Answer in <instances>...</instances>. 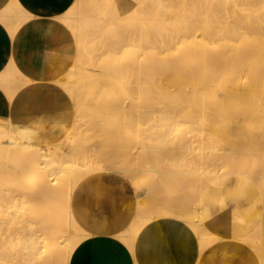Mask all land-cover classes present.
I'll list each match as a JSON object with an SVG mask.
<instances>
[{"label":"bare ground","instance_id":"6f19581e","mask_svg":"<svg viewBox=\"0 0 264 264\" xmlns=\"http://www.w3.org/2000/svg\"><path fill=\"white\" fill-rule=\"evenodd\" d=\"M18 1L15 0V2H13L11 5L8 4V6L0 13V20L3 21L2 22L3 24L5 23V25H7V27L11 30L13 35L16 33L17 29L20 26H22L24 23H26L27 21L37 16L33 13L28 12L26 10L28 8L26 9L23 8L22 5H20ZM55 1L58 2V0H55ZM119 1L120 2L117 3L114 11H107L105 2H103V0H94V2L92 1L93 2L92 4H89L87 0H75L73 4L71 3L72 6H69V8L66 11H64L62 14L60 13V15H55V16L53 15L52 17L47 19L48 21L47 34H48L49 48L57 50L59 52H63L62 54H65L68 57L70 56L75 57V61H74L75 65L73 66L79 69L77 70L76 68H73L74 70L75 69L76 70L75 71L73 70L74 72H72L71 71L72 68H71V70L68 73L67 79L64 77L63 78L55 77L52 80H53V83L57 84L55 85V87L58 90L62 88H65L66 90H68L73 100H75L73 101V103L76 102V106L78 105L79 107V105H82L84 108V105H86L87 108L85 107L83 109V113H85L84 111L88 110L89 108V106L87 105H90L92 103L91 98L95 99V97L93 96H96V98L101 95L104 96L103 93L105 92L106 97H107L109 92L106 93V90L108 88L107 89L105 88L107 85L106 83V85L104 86L105 82L106 81L110 82L111 80L115 81L116 79H113L112 77L114 76L116 77V75L118 76L123 75V73L120 72L122 71L121 66H118L119 64L116 65L117 60L119 61L121 60V63H122L123 61L122 59L129 60V58L127 57L130 56L131 62L133 64H135L134 62H136L138 63L137 65L141 67H138V66L136 67V71H138L137 73L136 72L134 73V71H131L134 74H131L130 71H127L126 73L127 75H129V77H127L125 73L126 70L125 71L123 70V72L126 75V78H130V77L131 78L127 83L123 85L120 81H117V83L119 82V85L121 83L119 87L120 90H118L117 88H114L118 90L115 93L113 92V89H112L113 87L110 89L112 90V93L110 92L111 94H109L108 95L109 97H107L108 98L107 105L109 108L112 105H115L116 107H118L120 115L123 116L122 119L119 116L122 123L123 122L125 123V121L128 120L129 122H132V124L134 123L133 125L136 126V128L138 125H140L143 122H145L144 124H147L148 126V123H149L148 121H152V123L154 122L153 125H155V123L157 122V125L159 124L160 126H163V130H164V127H166V129L168 126L170 127V128L168 127L169 128L168 132L171 129L172 133L174 134V138L172 137V134L171 136L169 135L171 139H169L170 137L169 138L163 137L164 138L163 144L161 143L162 140L160 138H157V137H160V134L158 136L157 134H155L156 132H154L158 130L157 125H155L156 127L152 129V132L154 133L153 136L151 135L153 134L152 132L147 133L148 131H151L149 130L150 128H147L148 129L147 131V129L143 127L144 130L146 129V133H144L143 131L139 132L140 134L141 132L144 133L143 135L144 139H146L147 137L148 142L151 141V139L153 141H157L154 144L149 142L148 145L152 144V146H148L146 144L148 147H153V149L156 146L155 148L156 151L154 150L156 153L153 152L154 153L153 154L151 151H150L151 153L149 152L153 156H150V154L147 152L150 158L149 162L153 163L152 161L155 162V160H158L161 157L162 161L159 159V161H156V163L158 162L160 163V161L161 162L165 161V163H163L164 165H162L164 168L161 167V164L157 165L156 167L153 166L154 164H152L150 165V170H149L150 177L146 174L147 172L146 173L144 172L146 176H148L147 179H146V176L142 172H139V171L138 173L135 171L136 174H133V177L130 178V179H133V183H135L136 185H139L140 188H138V190L136 188L137 193L132 202L130 220L128 221L129 223L124 225L119 230H115L114 228L112 229L110 224L104 225L101 227H96V228L91 227L90 228L89 226H87V222L85 218L83 217L81 210L76 208L77 198H76L75 192H76V189L81 185L83 179L88 178L90 175L95 174L96 172H97L95 176L96 181H98L100 185L102 186L104 184L101 179V175H100L101 167L92 168L88 164L89 167L83 165L85 166L84 168L81 165V163L87 160L85 158V155H90V152H91L90 156H93L95 155V150L100 151L99 149H97V147H101L100 144H102V147L104 148L106 145L108 146L110 143H114L115 145L118 141V140H114V138L116 139V136H118V134H116L117 131L116 133L113 132V134H111V132L114 131V129H112V125L116 121L114 120L111 121V122H114L112 125H111V122H108L110 123V126L109 124H106L107 122L105 121V120L109 121L114 118V117L110 118L109 114L111 113L108 114V117L110 119L105 116L106 119L104 117V122L101 121V119L103 118L102 115L103 113H105L103 111V108L107 105L105 104L104 106H102L103 104H101V107L103 108L100 107L101 110H99L98 116L102 117V118L99 117V120H100L99 123L106 122L105 124L107 125V127L108 126L110 127L109 130L111 129L110 130L111 135L108 134V131H109L108 128H107L108 131L106 130V132L103 134L102 129L105 130L106 125L104 124L105 125L104 126L102 124L103 126L100 127L101 123L100 124L97 123L95 126L98 127L99 125L98 130H101L102 132L100 131L98 133L96 132L97 134L94 132L93 134V132H90L91 131L90 130L87 133V135H86L87 131L85 133L84 132L81 133L79 131L81 129V124L83 122L80 121L81 119H75V122H77L76 120H78L82 123L78 122L76 125V123L73 122V125L75 123L74 127L72 128L73 130L71 129L72 130L71 132L68 131L71 135L76 134L73 139H69L70 135L67 136V139L71 142L69 146L70 149L67 150L68 152L64 151L66 149L63 148L64 149L63 150L61 148L63 143L59 141V143L61 144L60 146L58 145L59 143L56 144L52 141V137H51L52 134L49 131L41 132V136L47 142V146H46L47 148L44 146L46 150L40 149V147L37 148V146L35 147L33 143L31 142V134L33 132L35 133V131L30 126L29 124L30 121L23 124V123H18L16 121L14 122L13 119L10 117H8L6 120H0V155H3L6 158V161L0 164V264H71L73 253L75 249L80 245V243L84 242L85 239L87 240V238L91 237L93 234H95L96 232H100V231L105 232V233L112 231L113 235L120 236L125 241L126 245H128V248L133 249L135 245L136 237L138 233L140 232V230L153 219L157 217H164V216L174 217V218L175 217L186 218L189 224L191 225V227H193L198 232L199 238L203 242H206V241L212 242L215 240V238L210 234V232L207 229L204 228L201 222V219H200L202 212H203L202 204H203V199L205 196L204 195L205 189L210 183H212L213 181L217 180L220 177L236 175V176L244 177V178H247L253 181V183L257 185L262 195L264 196V167L260 168L261 171L258 170L259 165L261 163H264V118L262 117V115H259V116L257 115L255 118V122L251 125L252 134H251L250 144L251 145L255 144V145L244 148L240 146V141H239L240 139L237 137H234L232 142L236 143L239 146V148L232 149V150L224 149L223 145L226 142H231L229 141L231 138H230V135H228L224 125L220 122L218 113L216 109L212 106L213 104L212 105L209 104L211 99L216 94V90L219 89L218 91H220L221 88L218 87L217 81H216L217 84H215V82L208 83L212 79L217 78V74L218 75L221 74L220 73L221 71L219 69L222 65H224V62L232 61L229 63V65L230 64L235 65L234 67L235 69L229 66L231 68L230 69V68H227L226 66L225 71H224L226 76L223 73L221 74L222 75L221 79H219L220 81H222V79H225L226 81L228 80L227 82L223 80L224 82H226L225 86H222L220 84L219 85L220 87H222V89H225L226 91L225 97L231 102L230 106H231L232 111H234V113L240 117V115L245 113L247 110H251V109L259 110L261 108V103L259 99L247 94L244 91L239 93L238 90H236V88L238 87H242L244 89L251 88L252 91H255V93H257L262 99H264V62H263L264 58L261 60V63H262L260 64L261 66L254 65L253 61L250 58V57L253 58V55H254L253 53L257 49L259 50L260 47H261L260 52L264 50V20L255 19V20H249L248 22H244L245 19H250L251 17H253V15H255L257 11H249L245 13L238 12V11H212L211 5H206L204 9L199 12L189 11L188 13H185V15H182L183 18L180 20H173V18L167 19L161 16L158 11H153V9L146 2V0H142L136 7H134L130 11H121V8L124 6H127V7L133 6L134 3L132 1H129V0L128 1L119 0ZM57 5L58 6L60 5V1ZM38 8L40 9V7ZM75 9L81 10V11H77L78 12L77 14L74 11ZM195 13H197L196 17L192 19L190 18L188 19V17H190L191 15H194ZM101 45L103 46L105 45L106 49L108 48L107 51L105 50L106 52H103L104 50L99 51V48H102V49L104 48ZM111 48L113 50H111ZM129 49L130 50L134 49L133 50L134 52L130 51ZM97 51H99L100 53L99 52L97 53ZM129 51L131 53H129ZM98 54H99V57H97ZM83 55L88 56V57L87 56L85 57H87L90 60V63L94 62L96 57H97L96 60H99V61L100 59H103L102 61H100L102 63L95 61L99 64H102L101 67L98 65H94L95 62L92 63L93 65L91 66L89 61L85 60L84 64L87 61L89 66L88 64H86L85 66H82V69L80 70L81 64L84 60V59L81 60V58H83ZM261 55L262 53L260 54V56L258 54L259 60L261 58ZM149 56H151V58L153 57L155 60L154 59L152 60H154L156 63L167 62L166 66H167V69L169 70H171V68H169L170 65H173L172 70L174 71L175 70L177 71L179 66L181 67H179L178 71H182L183 67H185V70L183 71H185V73L187 74L190 71V70L188 71V67H192L193 69L195 66L196 69L198 68V70L200 69L199 71L202 70V72H204L203 74L204 77L208 76L207 80L208 79L210 80L208 81L206 80L207 83L204 84L203 82H205V80L201 81V78L198 77L199 75L196 72L197 76L195 75L193 76L197 77L198 83L194 82L197 85L193 84L194 88L192 86L193 88L192 90L194 92H190V91L188 92V90L191 89L190 88L191 85L188 86L187 84L186 86H182L183 89L185 88L184 91H186L183 94H179V92L177 93L178 91L177 90L175 91L176 94L172 92L173 94L167 95L168 91H165L163 87L161 86L162 89L164 90V93L167 92L165 94L163 93L164 96L163 95L160 96L163 90L160 91L161 93L159 92L160 94H158V92L156 93V91L159 89L157 88V86L159 85H152V87L153 86L155 87V88L153 87V89H156V88L157 89L156 91L154 90L155 92L153 91L154 93L152 92L151 93L152 95L156 93L158 97H156L157 95H155V97L153 96L154 98H152L151 101L146 102L144 100L145 101L144 102L138 96L141 94L140 96L142 97V92L140 93V91L142 90V88H144L143 84L147 80L145 79L144 80L145 82L143 81L142 75H145V72L141 73L142 67L144 66V63L142 66V62L146 59L145 62H147V67H148V63L153 62V61H150V62L147 61V58ZM227 57L229 58V60H227ZM262 57H264V54L262 55ZM113 58H115L116 61ZM111 59H113L114 62ZM108 60L109 62H107ZM171 60H177V61L180 60L179 62L181 64L179 62L175 64L174 62H172V64L171 63L168 64V61L171 62ZM78 61H82V62L79 64ZM103 61H105L104 63L105 65L103 64ZM111 61L112 63H110ZM129 61L125 62V64L123 63V66L128 63L126 67L127 69L129 68L131 70L136 64L133 65V67H131L132 64L129 63ZM183 61L184 63L186 61L188 64L190 63L191 65L193 63H196V64L200 63L201 66L205 65L204 63H207L206 67L212 72V76L211 77H209V75L206 76L205 70H207V68L203 70L205 66H203L202 67L203 69H202L200 68L201 66L199 65L193 64V66H190L188 64H182ZM208 62H211V64H209V67H208ZM106 63H110V64L108 65ZM158 64L155 65V66H158V68L156 67L157 70L160 67V65ZM79 65H80V68H78ZM95 66H98L97 68L99 69H101L103 66H104V69L106 68V66L109 67V68L107 67L109 73L107 71V68L105 69L106 73H108V77H106V74L104 75L105 70H103L104 73L102 72L103 75L101 76H100V73H98V75L101 77L100 79L105 78V81L103 80V83H104L103 85L99 84V82L101 83L99 76H97L98 79L96 78L97 82H95V84L93 83L95 79L91 81V78L95 76V74L99 71L97 68H95ZM147 67L145 68L143 67V69L146 72H148L147 70H149L150 66L148 68ZM223 67H221L222 68L221 70H223ZM137 68H139V70H137ZM152 68L155 69L154 67ZM232 68L236 70L234 72L237 73V78L234 75V72L232 74V70H233ZM226 69H229L231 72ZM4 71L8 73V76L5 78H2V76H0V85L5 89L10 105L12 106V104L14 105V103L18 102L21 105L24 104V107H28L31 101L35 103L36 94L39 92V90H37L38 88L37 83L35 84L31 78H29L27 75H25L21 71L17 63L14 61V59L10 60L9 64H7V67H5ZM154 71L155 70H153V72ZM163 71L166 73H170V72H167V70L165 71V69ZM195 71L192 72V74L195 73ZM113 72H116V73L119 72V74H116V75L113 74V76H111ZM70 73H71V76H70ZM207 73L211 74L210 72H207ZM231 74L232 76L233 75L234 76L230 77ZM163 75L164 73L161 72L157 75V77L158 76L162 77ZM227 76H229L232 79L235 77L234 78L235 80H233L232 83L230 82V84H227L229 83V81L232 80V79L230 80L229 77L228 79H226ZM195 77H193L194 79L189 77V79H192L193 81H195L196 79ZM151 78H153V76ZM154 79L155 78H153V80ZM117 80H119V78ZM89 81L93 84L91 87H90L91 83ZM114 81L113 82L111 81V83H113L111 85H114V84L116 85V82L114 83ZM184 81L186 82V79H184ZM188 81L189 80H187V83H189ZM199 81H201L203 84L200 83L201 84L200 85ZM147 82L146 84L147 86H149ZM85 83H86V86H85ZM176 83L177 82L175 83L172 82L171 84L173 85ZM96 84L98 85L99 88H102V89L105 88L106 90L104 89L100 92L99 91L100 89L96 87L97 86ZM94 85L96 88L94 87ZM99 85L104 86V88L100 87ZM166 85L168 86V83ZM214 85L216 87H214ZM87 86H89L91 89L98 88L97 92L95 93L92 92L94 90L89 89ZM195 86H197L198 89L195 88ZM182 87H179V88L182 89ZM86 88L89 91L91 90L90 91L91 93ZM175 88H176V85H175ZM175 88L173 87V89ZM230 88H234V89H230ZM149 89L153 90L152 88H149ZM173 89L171 91H174ZM197 90H198V93L196 92ZM258 90L260 91L257 92ZM144 92L146 91L144 90L143 93ZM147 93L149 94V90L145 94H143V96L145 95L146 97H148V95H146ZM192 94H198L199 96L201 95L198 98H201L202 100H200V102L201 101L202 102L199 103V107L197 108H196V105H194L196 101H194L193 104H190V100L192 101L195 98V97L193 98L191 97ZM149 95L151 96V94ZM188 96L191 97L190 100L188 99L190 98ZM146 97L144 99H147ZM101 99L103 98L99 97V100L97 99V102L95 101V104L100 103L98 101H100ZM92 101L94 102V100ZM196 103L198 104V102ZM90 106L92 107L93 105L91 104ZM96 106L99 107L100 104H97ZM115 106H113V108H116ZM59 107H60L59 109L60 111L66 112L67 114H69L70 112H73V109H72L73 107L69 103H64L62 106H59ZM163 108H166L167 110L166 114L169 112L167 114L168 117H162L164 114H162V116L160 115V112L162 113L164 111ZM108 109L106 110L107 113H108ZM110 109L112 110V108ZM115 110H113L112 112H117ZM169 110H173V112ZM80 111L81 109L79 110V112ZM89 111H91V109H89ZM89 111H86L85 115L82 114L83 117L84 116L86 117V119L85 117L83 118L84 126L82 125V129L86 128L87 127L86 125L90 124L89 120H91V122H95L93 120L94 119L97 120L98 118V117L96 118L97 115L94 117V114L96 112L93 109H92L93 112L92 111L90 112V113H94L93 115H89L90 113L89 114L87 113ZM170 112L172 114L171 116H170ZM101 113L102 115H100ZM75 114L76 113H74V115ZM77 115H75V117ZM113 115L115 114L112 113L111 116ZM181 115L182 116L185 115L186 117L185 116L183 117L188 118V119L186 120L184 118H183L184 120L181 119L180 118ZM117 116L118 114L116 113V117ZM134 116H137L136 120H137L138 125L135 124L136 120L133 122ZM91 117H94V118H91ZM138 117H141V118L138 120ZM195 118H197L196 123H199L197 124L198 125L197 128L199 129H196L197 125L196 126L194 125V127H192L193 124L191 125L190 121H188V120L193 121ZM85 120L88 123H85ZM128 121L125 123V125L124 124L123 125L121 124V125L124 127V129L125 127H128V130L126 131L129 132L130 131L129 129H131L130 126L132 124L130 123L129 125ZM183 121H184V124H186L187 122H189L190 124V125H185V126H188V127L190 126L192 129L194 128L193 130L189 129V134L193 133L192 135L196 136L198 134V131L201 130L202 136L204 134L203 139L206 141V143H204L205 141L203 142L205 147L201 148L198 151H197V147L194 148L195 144L193 145V147H190L194 141L193 139L191 140L192 136L191 137L189 136L188 138L189 142L184 137V136L187 137V135L189 134H187L188 132H186L188 130L184 129L187 127L183 126L184 125ZM32 122H36V121H32ZM119 122H118V125H119ZM180 124H183L182 125L183 128L180 126L182 129L180 127H176V128L174 127ZM78 125L80 126V129ZM133 125H132V128H135ZM199 125H201L200 126L201 128L199 127ZM149 127H151V125ZM92 128H95V127L93 126ZM139 128L140 126H138V129ZM159 129L162 132L161 128ZM183 129L185 131H183ZM195 130H198L197 134H195L196 132ZM73 131H74V134H72ZM77 132H79L78 133L79 138L83 135L81 139H83L85 135L87 136V138L85 136L86 140H84L85 138L83 139L85 142L78 138ZM184 132H186L187 135H184ZM89 133H91V136ZM100 133H102V135ZM131 133L133 134V132L130 131L129 135ZM121 134L123 135V131ZM132 134L131 136L133 137V135L135 134L133 135ZM137 134L138 133H136V135ZM163 134H164L163 136L167 135L165 133ZM92 135H97V137H94ZM141 135L138 136L140 140L143 139V138L141 139ZM181 135L183 138L186 139L188 144L186 143V141L185 142L183 141L182 142L183 144L181 143L182 141L181 139L183 138H178V137H181ZM200 135L201 134L199 133V136ZM102 136L104 137L107 136V138H103ZM127 136L125 138L126 140L129 139V137ZM148 136H150L151 139ZM90 137L92 138L90 139ZM123 137L119 136L118 139L119 140L121 138L123 139ZM135 137L137 136H134L132 139L134 141L131 142L132 146L134 145V147L135 145H137L136 140L138 139V138L136 139ZM76 138H78V140ZM98 138L99 139L101 138L100 139L101 141L102 139L103 140L105 139L104 141H102L104 143L106 140H108V142H106L105 145H103V143H99L97 147H94L91 145L92 148L94 147L93 149L94 154L92 155L93 152H92V148L90 147V145H88L89 146L88 148H91L89 149V151H88V148L86 147V145L89 144L87 142L93 139L92 140L93 144H97V141H95V139L98 140ZM64 139L66 140V138ZM109 139L114 140V141L109 143ZM125 139L121 141L124 142ZM165 139H167L168 142H170V140L173 139L174 143H176V141H178L179 139V142H177L178 144L176 143L177 146L179 145V143L182 144V147L184 146V144H186L187 146V145H190L191 143V145L188 146L187 149L184 148L186 151L185 150L181 151V149L183 148L179 147L180 145L178 146L179 148L178 147L175 148L172 141L168 145H165V143H168L167 140ZM197 139H202V138L201 137L194 138V140H197ZM202 141L203 140H201V142ZM145 142L148 143L146 140L143 143L139 141L140 143L139 145L141 146ZM171 143L172 145H170ZM67 144L68 142L65 145L68 146ZM118 144H120V142L117 143V146ZM159 144L160 145L162 144L163 146L165 145L167 146V148L172 146L171 151L174 148L175 150L176 149L180 150V151L177 150L178 155H176V151L174 152L176 155V159H177V156L180 159L181 156L185 157L186 155H188V159H187L188 160L187 164L189 163L188 168L184 167L183 165L186 163L185 162L186 157H187L186 156L185 159L181 158L182 161L181 160L179 161V159L177 160L175 159V161L178 162V164L181 163L183 165L184 168L183 167L182 168L184 170L179 169L180 166L176 169V167L173 166L176 164V162L172 160V158L174 159L175 157V156L173 157L174 155L173 151L170 154L169 153L170 148L167 149L166 147H164L166 148L165 151L167 152V153L165 152V154H167L168 157H166L165 155L164 156L166 158H169L171 155L172 157V158L170 157L171 158L170 161L172 160V162L170 163L172 164L171 165L172 167L168 166L169 163L166 165V161L168 160L165 159L164 156H163L164 160L162 159V156L160 157L158 156L161 154L163 155V153L161 152H162V149L164 150V148L162 149L160 148ZM83 145L85 146L86 152H85V149L83 150L84 148ZM120 145L122 146V143ZM139 145L137 146L139 147ZM110 146H112V144H110ZM121 146L120 147L118 146L119 148L118 155H116L118 153L117 152L118 148L116 146H115V148H117V150H115L116 154H113L115 153V151H113L114 150L113 146L112 147L108 146L109 150L110 148H113L111 149L113 151V152L111 151L112 153L108 150L106 151V153L107 152L111 153V156L109 155V153H107V155L106 153L104 154L105 150L100 151V153L103 152L102 156L104 154L106 161H108L109 157H110L109 159H113L112 157H115L116 160H119V162L117 161L115 162L117 164L119 163L123 165L127 162V165L126 166L124 165V166L129 168L131 165L133 166L135 163L134 164L131 163L132 161L131 159L126 158L125 155H120V153L123 151V152H131L130 154H132L133 151H136V150H134L135 148L133 150L131 149V151H129L128 148L120 150ZM132 146H130V148H132ZM147 146L144 145V148L146 147V149H149L147 148ZM142 147H139L137 149L141 150ZM122 148H125V147H122ZM100 149L103 150L102 148ZM153 149L151 150L153 151ZM79 150L82 152L79 153ZM49 151L50 152L52 151V153H54L53 154L54 156L52 155L53 157H49L50 160H48L49 158L47 159V156H48L47 152L49 153ZM97 151H96V154H100ZM144 151H142L141 153H143ZM179 152L181 153L183 152L182 153L183 155L180 153L181 154L180 156ZM134 153H135L134 155L132 154L133 157L137 155L136 152ZM193 153H194L195 159L198 158L196 159L198 164H194V163L193 164L198 165V166L197 167L195 166L194 169L193 167H191L190 169V166L193 165V164H190L193 162L191 161L193 160L192 159L193 157L191 156L193 155ZM79 154H80V157L83 155L80 159L77 158ZM155 154H158V155L154 156ZM90 156H88L89 159L91 158ZM100 156H97V158H99ZM146 156L147 155L145 154L144 155L145 159L148 157ZM122 157H125L126 159H129V161L130 160L131 161L129 162L128 160L127 161L125 160L126 162L120 163V161H122ZM151 157H153L154 159ZM140 158H142L141 155L139 156L138 159ZM11 159H13L14 162H10L9 160ZM80 160L81 161L83 160V161L79 163ZM88 160L86 162H88ZM99 160H102V158H100ZM147 160L148 158L146 159V161ZM207 160L208 161L211 160L210 163ZM111 161L113 162L115 160L113 159ZM111 161H108V162H111ZM146 161L143 160V162H146ZM86 162H83L82 164ZM94 162H96V160L93 161L92 164ZM138 162H139L138 164L140 165V162L142 161H138ZM109 164L111 165V163ZM146 164H143L142 166L145 167L147 166ZM187 164H185V166H187ZM135 165L137 166V164ZM135 165L132 168L136 170ZM262 165L264 164H261V166ZM117 167L119 169H116V170L118 171L121 170L120 169L121 167H119V165ZM125 167H122V169ZM164 169H167V170H164ZM124 170H127V168ZM129 170L130 172L131 171L133 172V170H131V167ZM127 173H129V171ZM142 174L144 177L142 176ZM157 183H159L158 185L160 186L163 185L164 187L163 186L162 187L167 190V193L170 189L167 187V185L169 187L172 186L170 185V183H173V186L175 185V187H177L176 185H179L181 187L180 188L181 193L178 190L179 188L177 190H174L175 188L170 189L171 192L169 191L168 194L178 191L177 194L179 195L178 197H176L177 194H175V198H176L175 199L173 198L174 196H172V194H170V196L172 197H169V196L167 197L168 194L162 193L161 192L162 189H161L160 192L164 195L160 196L159 194L161 193L158 192V190H157V193H153L154 188H150L151 186L155 187L154 185H156ZM162 183L166 184V188H165V185ZM94 184H95V181L89 182L88 188ZM141 184L143 186H140ZM145 185H147L148 187ZM157 188L159 187H156L155 189ZM151 189L153 190L151 191ZM187 192H190V196H187ZM161 197H164L165 199H161ZM176 200H177V203L178 201L180 202L178 204L174 203ZM183 202L187 204L186 207H185V204H183ZM187 207H189V209ZM105 236L106 235H104V237ZM245 241L249 245H251L254 249H256V252L258 253L261 259V264H264V219H262L259 226L247 238H245ZM88 254L86 251L85 256Z\"/></svg>","mask_w":264,"mask_h":264},{"label":"crops","instance_id":"0c3cea01","mask_svg":"<svg viewBox=\"0 0 264 264\" xmlns=\"http://www.w3.org/2000/svg\"><path fill=\"white\" fill-rule=\"evenodd\" d=\"M53 1L19 0L23 8H28V12L37 16L20 26L14 35L0 20V74L14 59L35 84L53 82L56 74L51 66H62L68 56L55 50L57 54L47 62V19L62 14L75 0ZM92 1L87 0L89 4ZM129 1L134 5L124 6L121 11H130L142 0ZM204 1L146 0L154 11H197ZM218 1L226 11H257L255 15L264 6V0ZM13 2L15 0H0V13ZM103 2L107 11H114L120 1ZM48 89L51 95L58 93L55 86ZM11 111L10 102L0 87V117H9ZM204 195L200 219L204 228L215 238L214 241L203 242L198 232L184 220L157 217L140 230L134 250L128 248L125 241L113 235L112 231H100L80 243L73 253L71 264H261L258 253L245 241L264 219V196L257 185L236 175L220 177L206 187ZM102 207L96 209L94 205L76 201V208L81 210L90 228L110 224L112 229L119 230L129 223L132 203L117 205L110 202ZM86 251L89 254L85 256Z\"/></svg>","mask_w":264,"mask_h":264},{"label":"rangeland","instance_id":"374dc122","mask_svg":"<svg viewBox=\"0 0 264 264\" xmlns=\"http://www.w3.org/2000/svg\"><path fill=\"white\" fill-rule=\"evenodd\" d=\"M208 3V4H207ZM206 5H211V10L212 11H226L223 7H222V4H220V2L218 1V0H205L204 1V3L201 5V7L197 10L198 12L199 11H202L203 9H204V7L206 6ZM151 6V5H150ZM152 8V7H151ZM153 9V8H152ZM75 11V13H77L78 14V12L77 11H81V10H77V9H75L74 10ZM153 11H154V9H153ZM159 13H160V15L161 16H163V17H165V18H167V19H172L173 18V20H180V19H182L183 18V16L182 15H185V13H188L189 11H158ZM83 13V12H82ZM195 15V16H194ZM194 15H191L190 17H188V19L190 18V19H192V18H194V17H196L197 16V13H195ZM261 15H262V17H261ZM264 6L263 7H261V9L258 11V13H257V15H255V16H253V17H251L250 19H245L244 20V22H248L249 20H255V19H260V20H264ZM5 24V23H4ZM100 46V45H99ZM102 47H104L103 49L102 48H99V51H103V52H106L107 51V49L105 48V45L103 46V45H101ZM111 47H112V45H111ZM106 50V51H105ZM111 50H113L112 48H111ZM130 50V49H129ZM134 50V49H133ZM133 50H130V51H132V52H134ZM99 51H97V53L99 52ZM129 51V53H131ZM261 51V47L259 48V50L257 49L255 52L256 53H258L259 54V56H260V54L262 53V55L264 54V50L262 51V52H260ZM57 51H55L54 49H51V48H49L48 50H47V62L49 61V60H51L53 57V55H55V54H57L56 53ZM103 52H101V53H103ZM253 53L254 55H253V58H254V56H255V58L253 59L252 57H250L251 58V60L253 61V64L254 65H260V64H262L261 63V60L264 58V57H262V55H261V58H260V60H259V56H258V54H256V53ZM100 53V52H99ZM85 56H87V55H83V58H81V60L82 59H84L83 60V62L82 61H78L79 62V64L82 62V64H81V68H80V65L78 66V68H80V70L82 69V66H85L86 64H88V62L86 61V63L84 64V61L85 60H88L89 61V63H90V60L87 58V57H85ZM95 56H97V55H95ZM252 56V55H251ZM257 56V57H256ZM97 57H99V54H98V56ZM97 57L95 58V60H94V62L95 61H98L99 63H102V62H100V61H102L103 59H100V61L99 60H96L97 59ZM87 58V59H86ZM101 58V57H100ZM127 58H129V60L128 59H122L123 61H122V63H121V60L119 61V60H117V64L116 65H118V66H121V70L122 71H120L121 73H123V75L121 76H118V75H116V74H119V72L118 73H116V72H113L112 73V75L111 76H113V74H115L116 75V77L114 78V77H112L113 79H116L115 81L114 80H111L112 82L114 81V83L116 82V85L114 84V85H111V84H113V83H111V81L110 82H105V84L103 83V80L105 81V78L103 79H100L101 77V75H103V73H104V75L106 74V77H108V73H109V71H108V66H106V68H107V71H108V73H106V68L104 69V66L101 68V69H99V68H97L98 66H100L101 67V65L102 64H99V63H97V62H92V63H94V65H98V66H95V68H97L99 71L95 74V76H93L92 78H91V81L92 80H94L95 79V81H93V83L95 84V82H97L96 80L98 79V77L97 76H99L98 75V73H100V76H99V79L101 80V83L99 82V84L100 85H103L104 84V86L106 85V83H107V85H106V89L104 88V86H100V87H103L105 90H106V93L107 92H109L108 93V95L109 94H111L112 93V90H110L112 87V89H113V92H117L118 90H120L119 89V87H120V85H121V83H122V85L123 84H125V83H127L129 80H130V78H126V75H127V71H134V73L136 72H138V71H136V67L138 66L137 64L138 63H136V62H134L135 64H133L132 62H131V57L129 56V57H127ZM115 61H116V59L115 58H113ZM113 59H111L112 61H113ZM133 59V58H132ZM152 59H154L153 57L151 58V56H149L148 58H147V61H153V62H155L154 60H152ZM256 59V60H255ZM257 59H258V61H257ZM125 60V61H124ZM227 60H229V58L227 57ZM255 60V61H254ZM75 61V57H67V59L65 60V63L62 65V66H60L59 67V65L56 67V66H51V68H52V70H53V72H55V74H56V78H68L67 76H68V73H69V71L71 70V68H72V72H74L76 69H77V67H75V66H73V65H75L74 62ZM112 61L110 62V63H112ZM120 63H119V62ZM127 61H129V63H131L132 64V66L131 67H133V65H135L134 67H133V69H127V67H126V65H128V63L126 64V65H124L123 66V63L125 64V62H127ZM146 61V59L142 62V66H143V63H144V68L145 67H147V62H145ZM180 61V60H179ZM179 61H177V60H171V62L170 61H168V64L169 63H171L172 64V62H174V64L175 63H177V62H179ZM107 62H109V60L107 61ZM114 62V61H113ZM153 62H151V63H148V67H149V70H147L148 72H146L144 69H143V67H142V71H141V73H144L145 72V75H142V77H143V81L145 80V79H147L146 80V82L149 84V86H147V84H146V82L143 84V87L144 88H142V90L144 91H148L149 90V94H151V96L147 93L146 95H148V97H146L145 95V97L147 98V99H144L145 97L143 96V94H145L146 92H144L143 93V91L141 90L140 91V93L142 92V97H144V98H142L140 95L138 96L139 98H141L143 101L145 100L146 102H148V101H151L152 100V98H154L155 97V95H157L156 93L158 92V94H160L161 92L160 91H162L163 89L165 90V91H168V93L167 92H165V93H167V95L168 94H173L172 92H174L175 94H176V92L175 91H177V93L179 92V94H183L184 92H186V91H184V89H183V87L182 86H186L187 84H188V86H190L191 85V89H189L188 90V92L190 91V92H194L192 89L194 88V85H197V84H195L194 82H196V83H198V80H197V77H195V76H197L196 75V72H197V74L199 75L198 77L199 78H201V81L202 80H205V82H203L204 84L205 83H207V81L208 80H210V79H208L207 80V78H208V76L207 75H209V77H211L212 76V72L206 67V65H207V63H204L205 65H202L201 66V64L200 63H193V64H195V65H199V66H201L200 68H202L203 66H205L204 67V69L203 70H205L206 68H207V70H205V73H206V76L207 77H204L203 76V74H204V72H202V70L201 71H199L198 70V68L196 69L195 68V66H194V68L192 69V67H188V71L190 72V74H189V72H188V74L187 73H185V71H183V70H185V67H183V69H182V71H178L179 70V67H181V66H179L178 67V70L176 71H174V70H172L173 68H172V66L173 65H170V67L169 68H171V70H169V69H167V66H166V63L167 62H164V63H153ZM230 62H232V61H228V62H224V65L225 64H227V65H222L221 67H223V70H221L222 68L220 67V73L221 74H223L224 73V71H225V67L227 66V68H230V67H235V65H229V63ZM263 62H264V60H263ZM92 63H90L91 64V66L93 65ZM105 63V61H103V64ZM110 63H106V64H110ZM180 63V62H179ZM114 64V65H115ZM121 64V65H120ZM152 64H154V65H152ZM160 65V67H159V71L157 70V68H158V66H155V65ZM167 64V65H168ZM181 64V63H180ZM182 64H188L186 61H185V63H184V61H183V63ZM193 64L191 65L190 63L188 64V65H190V66H193ZM203 64V63H202ZM209 64H211V62H208V67H209ZM105 65V64H104ZM130 65V64H129ZM88 66H89V64H88ZM111 66H112V64H111ZM169 66V65H168ZM176 66V65H175ZM230 66V67H229ZM261 66V65H260ZM259 66V67H260ZM130 67V68H131ZM138 67H141V66H138ZM147 67V68H148ZM152 67H154L155 69H153ZM157 67V68H156ZM164 67H166V68H164ZM177 67V66H176ZM73 68H76L75 70L73 69ZM135 68V69H134ZM162 68H163V70L165 69V71L167 70V72H170V73H166V72H164L163 70H162ZM232 68V69H233ZM112 69V68H111ZM174 69H175V67H174ZM231 69V68H230ZM235 69V68H234ZM232 70V74H233V72L234 71H236V70ZM74 70V71H73ZM77 70H79V69H77ZM101 70V71H100ZM103 70H105L104 72H103ZM123 70L125 71V73H126V75H125V73L123 72ZM137 70H139V68H137ZM153 70H155L154 72H153ZM162 70V71H161ZM193 70V71H192ZM195 70H197V71H195ZM226 70H229V69H226ZM163 72L164 73V75L162 76L163 77V79H162V77H160V76H158L157 77V75L159 74V73H161V72ZM195 71V73H193L192 74V72H194ZM230 71V70H229ZM103 72V73H102ZM129 72V73H130ZM152 72H153V74H152ZM156 72V73H155ZM172 72V73H171ZM176 72V73H175ZM207 72H210L211 74H209V73H207ZM231 72V71H230ZM229 72V73H230ZM102 73V74H101ZM134 73H132L131 72V74H134ZM147 73V74H146ZM179 73V74H178ZM218 73H219V71H218ZM83 74V73H82ZM149 74V75H148ZM155 74V75H154ZM157 74V75H156ZM202 76H201V75ZM220 74V75H221ZM232 74H231V76L230 77H233L234 75L236 76V78H237V73L236 72H234V75L232 76ZM240 74V73H239ZM160 75H162V74H160ZM169 75V76H168ZM177 77H176V76ZM193 75H195V76H193ZM220 75H218L217 74V78H214V79H212L211 81H209L208 83H213V82H215V84H217V82H218V87L219 88H221V90L220 91H218V90H216V94L214 95V97L211 99V101H210V103L209 104H213L212 106L216 109V111H217V113H218V117H219V119H220V122L224 125V127H225V129H226V131H227V133H228V135H230V140L229 141H231V142H226L224 145H223V148L224 149H228V150H232V149H238L239 148V146L236 144V143H233L232 141H233V138L234 137H237V138H239L240 140V146H242V147H244V148H246V147H251L252 145H255V144H250V142H251V125L255 122V118H256V116L258 115H262V117L264 118V99H262L257 93H255V91H252L251 90V88H242V87H238V88H236V90H238V92L240 93V92H246L247 94H249V95H251V96H253V97H255V98H257V99H259L260 100V103H261V108L259 109V110H247L245 113H243V114H241L240 115V117L238 116V115H236L235 113H234V111H232V109H231V102L225 97V89H222V87H220V85H222V86H225L226 85V82L228 81H226L225 79H222V81H220L219 79H221V77H222V75L220 76ZM224 75L226 76V74L224 73ZM228 75H230V74H228ZM0 76H2V78H5V77H7L8 76V73L7 72H5V71H3L1 74H0ZM70 76H71V73H70ZM110 76V75H109ZM110 76V77H111ZM125 78H124V77ZM131 76V75H130ZM153 76V78H155L154 80H153V78H151ZM216 76V75H215ZM239 76V75H238ZM127 77H129V75H127ZM145 77V78H144ZM178 77H180V78H178ZM189 77L190 78H193V77H195L196 79H195V81H193L192 79H189ZM224 77V76H223ZM228 77L229 76H227V78L226 79H228ZM229 77V78H230ZM70 78V77H69ZM97 78V79H96ZM112 78H110V79H112ZM119 78V80H117ZM132 78H133V76H132ZM159 80H161V81H159ZM202 78H204V79H202ZM235 78V77H234ZM232 79V78H230V80L231 81H229V83H227V84H230V82L232 83V81L233 80H235V79ZM167 79V80H166ZM169 79H171V80H169ZM174 79V80H173ZM184 79H186V82L184 81ZM194 79V78H193ZM216 79H218V80H216ZM125 80V81H124ZM152 80H153V82H152ZM165 80V81H164ZM183 81V83H182V81ZM187 80H189L188 82L189 83H191V82H193V83H191V84H189V83H187ZM192 80V81H191ZM207 80V81H206ZM223 80H225L226 82H224ZM99 81V80H98ZM109 81V80H108ZM117 81H120L121 83H120V85H119V82L117 83ZM201 81H199V84L200 83H202ZM217 81V82H216ZM90 82V81H89ZM150 82H151V84H150ZM155 82H156V84H155ZM157 82H159V83H157ZM170 82V83H169ZM175 83V82H179L178 83V85H177V83L176 84H171V83ZM87 83H88V81H87ZM91 83V82H90ZM168 83V86L166 85V84ZM180 83H182V84H180ZM186 83V84H185ZM202 83V84H203ZM98 84V83H97ZM96 84V85H97ZM185 84V85H184ZM194 84V85H193ZM220 84V85H219ZM55 85H57V84H55V83H41L40 85H38L37 84V90H39V92L36 94V100H35V103L33 102V101H31V103H30V105H28V107H24V104H20V103H18V102H16V103H14V105L12 104V111H11V114H10V118H12L13 119V121L15 122H18V123H26V122H29V124H30V126L33 128V130L35 131V133L33 132L32 134H31V142L33 143V145L36 147L37 146V148H39L40 147V149H43V150H46V146H47V142L44 140V138L41 136V132H47V131H49V132H51V137H52V141L54 142V143H59V141L61 142V143H63V147L61 146V144L59 143L58 145H60L61 146V148L63 149H66V150H64L65 152H68L67 150H69L70 149V141L67 139V136H69L70 135V138L69 139H73L74 138V136L76 135V134H74V131H73V133L72 134H74V135H71L69 132H71L73 129V127H74V125H75V123H76V125H77V123L78 122H80V121H82L83 123H84V120H83V118L85 117H83V115H85L86 114V111H89V109H91V111H92V109L96 112V110H97V112L94 114V113H90L91 111H89V112H87L89 115H93L94 114V117L96 116V118H97V120L96 119H94L93 121H95V122H91V120H89L90 122V124H91V126L93 127H95V128H92L91 126H90V124L89 125H86L85 127L87 128H83L82 129V125L84 126V124L82 123V122H80V123H82L81 124V129H80V126H79V129H80V131L79 132H86V135H87V133L90 131V132H93V134H94V132L96 133H98L99 131L100 132H102L103 131V134L106 132V130H107V128H108V130H109V126H110V123H108V122H111V121H116L115 123L114 122H111V125H112V129H114V131H112L111 132V134H113V132H115L116 133V131H117V133L116 134H118V136H116V139L114 138V140H118L119 142H120V144L122 143V146L120 145V144H118V146L120 147L121 146V148H120V150L121 149H126V148H128V150L129 151H131V149L133 150L134 148V150H136V151H133V155L135 154L134 152H136V154L138 155L139 153V155L137 156V155H135L134 157H133V155L132 154H130L131 152H121L120 153V155H125V157L126 158H129V159H131L130 161H131V163H135V164H137V166L139 167H141L143 164H146L147 166H145V167H137L135 164V168H136V170L135 169H133L132 167H134V165L132 166H130L129 164V159H126L125 157H122V161H120V163H123V162H126L127 160L129 161L128 163V165L131 167V170H133V172L131 171L130 172V167L128 168V167H125L126 165H127V162L125 163V164H117V163H115L116 161L117 162H119V160H116V158L115 157H112L115 161H111V160H113V159H109L108 158V161H111V162H108V161H106L105 159V156H104V154L106 153V151L108 150V151H112L111 149H113V148H110V150H109V148H108V146L109 147H114V150L113 151H115V150H117V148H118V146H117V143H119L118 141H117V143L114 145V143H110V142H112V141H114V140H110L109 139V143L110 144H112V146H110V144L109 143H107V144H109L108 146L106 145L104 148L102 147V144H100V146L101 147H97V145L99 144V143H103V145H105L106 144V142H108V140H106L105 141V143L104 142H102V141H104L103 139H102V141L100 140L102 137L103 138H107V136L106 137H104V136H102L100 139L98 138V140H96L95 139V141H97V144H93V142H92V140L91 141H88L87 143H89V144H87L86 145V147L88 148L89 146L88 145H90V147L92 148V146H94V147H97V149H99L100 151H104L105 150V152H104V154H103V156H102V153L103 152H101L100 153V151H97V150H95V155H93L94 154V152H93V149H94V147L92 148V155L94 156H90L91 155V152H90V155H85V158L88 160L89 159V157L88 156H90L91 158L93 157L94 158V160H93V158L91 159H89L88 160V162H86L87 160H85V158H84V160L85 161H83V162H86V163H84V164H82L83 162L80 160V162L79 163H81V165L83 166V165H85V166H88L89 167V165L92 167V168H97V167H101L100 168V175H101V179H102V181H103V186L102 185H100V183L98 182V181H96V173L95 174H92V175H90L88 178H85V179H83V181H82V183H81V185L76 189V198H77V200H81V201H83V202H85V203H88V204H91L92 206L94 205L95 206V208L96 209H99L100 207L101 208H103L102 206H106L107 205V203H110L111 202V204H117V205H125V204H128V203H132L133 202V200H134V197H135V195H136V193H137V191H136V188H137V190H138V188H140L139 187V185H136L135 183H133V179H130V178H132L133 177V174H136V172L138 173V171L139 172H142L145 176H146V174L149 176V173H150V165H152V164H154L153 166H157V165H159V164H161V167H163L162 165H164L163 163H165V161L164 162H161L162 160H161V157L160 156H162V159H163V156L165 155L166 157H168L167 156V154H165V149L167 148V146H165V145H168L171 141H172V143H173V145L175 146V148L176 147H178L179 145V147H182V142L184 141H186V139H187V141H188V138H189V136L191 137V140L193 139V141L194 142H196V143H192V145H191V143H190V145H187L186 146V144H184V146L182 147L183 149H181V151H183V150H185V149H187V147L188 146H190V147H193V145H194V148L195 147H197V151L198 150H200L201 148H203V147H205V145H204V143H206V141L203 139L204 138V134H203V136H202V132H201V130L200 131H198V130H195L196 132H195V134H197V131H198V134L195 136V135H192V134H189V129H192L190 126L188 127V126H185V125H190L189 124V122H187L186 124H184V121H183V124H180V125H178V126H174L175 128L176 127H182L183 128V126H185V127H187V128H184L185 130H188V131H186V132H188L187 134H189V135H187L186 134V132H184V135H187V137L186 136H184L185 138H183L182 137V135H181V137H178V138H183V139H181L182 141H181V143L182 144H180L179 143V145L177 146L176 145V143L177 142H179V139H178V141H176V143H174L173 141V139L172 140H170V142H168V138L171 136V134H172V137L174 138V134L172 133V131H171V129H170V131L169 132H171V133H169L168 132V129L170 128L169 126V128L167 127V129H166V127H164V130H163V126H160L159 124L157 125V122L155 123V125H157L158 126V130H156V131H154V132H156L155 134H157L158 136H159V134H160V137H157L156 135V137L157 138H160L161 140H162V144L164 143V138L165 137H168L167 139H165V140H167V142L168 143H165V145L163 146L162 144L160 145L159 144V146H160V148L162 149V148H164V147H166V148H164V150L162 149V152L161 153H163V155L161 154V155H158V154H155L154 156H156V155H158L160 158V163L158 162V163H156V161H159V159L158 160H155V162L154 161H152L153 163H150L149 161H150V158H149V154L152 152H155L156 151V146H155V148L153 149V147H148V146H152V144H154L155 142H157V141H153L151 138H150V136H148L150 139H151V141H149L150 143H152V144H150V145H148L149 144V142H148V140H147V137H146V139H144V133H146V129L147 128H150L149 130H151V131H148V129H147V133H150V132H152V129H154V127H156L155 125H153L154 124V122L152 123V121H148V122H146V123H148V126H147V124H144L145 122H143V123H141L140 125H138V123H137V116H134V120H133V122L135 121V124L136 125H138V126H140V130L138 129V126H137V128H136V126H134L133 124H132V122H129L128 120H124L125 121V123L128 121L129 122V125H130V123L135 127V128H132V125L130 126L131 127V129H129L131 132H133V134H135V135H133L132 133V135H133V137L134 136H137V137H135L136 139L138 138V136L139 135H141V139L142 140H140V138H138L136 141H137V145H139L140 143H139V141L140 142H144L145 140L148 142V143H144L143 145H139V147H142V149L144 148V145L145 146H147V148H151V149H153V151L150 149H146V147L142 150H138L137 148H139L137 145H135V147H134V145L132 146V141H134V140H132L133 139V137L131 136V134L129 135V133H130V131L128 132V131H126V130H128V127H125V129H124V127L122 126L123 124L125 125V123L123 122L122 123V121L120 120V118H119V116L121 117V119H122V117L123 116H121L120 115V112H119V110H118V107H116L115 105H112L110 108H112V110L108 107V105H107V102H108V98L107 97H109L108 95H107V97H106V94H105V92L103 93L104 94V96L103 95H101V96H99V97H102L103 99H101L100 101H98V102H100V103H97V104H100V106L98 107V106H96L97 104H95V101L97 102V99L99 100V97H97L96 98V96H93V97H95V99H92L91 98V104L93 105L92 107L90 106V105H87V106H89V108H88V110H85L84 112L85 113H83V109L86 107V105H84V108H83V106L82 105H79V107H78V105L76 106V102H74L73 103V101H75V100H73V98H72V96H71V94L68 92V90H66L65 88H62V89H57L58 90V93L56 94V95H51V94H49V92H50V90L48 89V88H50V87H52V86H55ZM59 85V84H58ZM88 85H90V84H88ZM93 84L91 83V85H90V87L92 86ZM111 85V86H110ZM152 85H159V86H157V88H159L157 91H156V89H153V87H152ZM165 85V86H164ZM175 85H176V88H175ZM201 85V84H200ZM200 85H198V86H200ZM1 86V85H0ZM60 86V85H59ZM85 86H86V83H85ZM163 87V89H162V87ZM192 86H193V88H192ZM89 89H91L89 86H87ZM94 87H95V85H94ZM96 87H98V85L96 86ZM95 87V88H96ZM147 87H148V89H147ZM167 87V88H166ZM168 87H170V88H168ZM173 87L175 88V89H173ZM179 87H182V89H180ZM214 87H216L215 85H214ZM93 89L94 91H92V92H97V89L99 88H97V89ZM114 88H117V89H114ZM149 88H152L153 90H150ZM155 88V87H154ZM166 88V89H165ZM178 88V89H177ZM195 88H197V86H195ZM1 89L5 92V94H6V91H5V89L1 86ZM85 89V88H84ZM87 89V88H86ZM91 89V90H92ZM100 90V92L102 91V90H104V89H102V88H99ZM169 89H170V91H169ZM174 90V91H171V90ZM198 89V88H197ZM214 89H216V88H214ZM230 89H234V88H230ZM54 90V89H53ZM88 90V89H87ZM90 90V91H91ZM156 91V93L154 94V95H152V93H154L155 91ZM164 90H163V92H162V94L160 95V96H164ZM89 91V90H88ZM89 91V92H90ZM98 91V92H99ZM154 91V92H153ZM234 91V90H233ZM260 90H258L257 92H259ZM53 92V91H52ZM85 92H86V90H85ZM111 92V93H110ZM152 92V93H151ZM160 92V93H159ZM197 93H198V90L196 91ZM43 93H45V94H47V95H44ZM91 93V92H90ZM164 93V94H163ZM89 94V93H88ZM174 94V95H175ZM196 95H198V94H192L191 95V97L193 98V97H195L192 101L190 100L191 99V97L190 96H188V97H190V98H188L189 100H190V104H193L194 103V101H196V102H198V104L195 102L194 103V105H196V108L197 107H199V103H201L200 102V100H202L201 98H198V97H200L199 95L198 96H196ZM6 96H7V94H6ZM91 96V95H90ZM137 96V95H136ZM154 96V97H153ZM166 96V95H165ZM110 97H111V95H110ZM156 97H158V95L156 96ZM197 97V98H196ZM198 99V100H197ZM92 100H94V102L92 101ZM102 101V102H101ZM144 101V102H145ZM64 103H69V104H71L72 105V109H73V112H70L69 114H67L66 112H62V111H60L59 109H60V107L59 106H62ZM49 104V105H48ZM101 104H103L102 106H104L105 104L107 105V106H105L104 108L103 107H101ZM112 104V103H111ZM75 105V106H74ZM96 107H95V106ZM194 105H193V107H194ZM198 105V106H197ZM201 105V104H200ZM113 106H115L116 108H113ZM76 107V108H75ZM82 107V108H81ZM103 108V111L105 112V113H103V115H102V113L100 114V115H102L103 116V118L101 117V116H98V114H99V110H101V108ZM106 107H108V108H106ZM51 109V110H47V109ZM57 108V110H55V111H53L54 109H56ZM87 108V107H86ZM97 108V109H96ZM105 108H106V110L108 109V113H107V111L105 110ZM195 108V109H196ZM81 109V111L79 112V110ZM116 109V110H115ZM77 112H76V111ZM113 110H115V111H117V112H112ZM144 110V109H143ZM165 112H164V111ZM163 112L161 113L160 112V115L162 116V114H164V115H166V116H162V117H168L167 116V114L169 113H167L166 114V112H167V110H166V108H163ZM145 111V110H144ZM169 111H172L173 112V110H169ZM79 112V113H78ZM93 112V111H92ZM74 113H76L75 115H77L76 117H75V115H74ZM107 113V114H106ZM109 113H113V114H115V115H113V116H111V114H109ZM116 113L118 114V116L116 117ZM174 113H175V111H174ZM180 113H182V112H180ZM179 113V114H180ZM81 114V115H80ZM83 114V115H82ZM108 114H109V116H110V118H113L112 120H109V121H107V120H105L106 122V124H109V126L107 127V125L105 124V123H101V125H100V127H102L104 124L106 125V127H105V130H103L102 129V131L101 130H98V127H99V125H98V127H96L95 125L97 124V123H99V117H101L102 119H101V121L102 122H104V117L106 116L107 118H109L108 117ZM182 114H184V113H182ZM172 114H171V112H170V116H171ZM88 116V115H87ZM169 116V117H170ZM183 116H185V115H183ZM182 115L180 116V118L181 119H183L184 117H183ZM74 117V118H73ZM89 117V116H88ZM94 117H91V118H94ZM106 117H105V119H106ZM186 117V116H185ZM8 117H6V116H4V117H0V120H6ZM91 118H89V119H91ZM109 118V119H110ZM141 117H138V120L140 119ZM30 119H32V120H30ZM39 119V120H38ZM75 119H81L80 121H78V120H76L77 122H75ZM85 119H86V117H85ZM142 119H143V117H142ZM185 120L186 119H188V118H184ZM183 119V120H184ZM197 118H195L193 121H191V120H188V121H190V123H191V125L193 124V126L192 127H194V125L196 126L197 124H199V123H196L197 122V120H196ZM32 121H36V122H32ZM119 121H121V122H119ZM147 121V120H146ZM73 122H75L74 123V125H73ZM118 122H119V125H118ZM139 122V121H138ZM193 122V123H192ZM79 123V124H80ZM85 123H88L86 120H85ZM93 123H94V125H93ZM99 123V124H100ZM103 124V125H102ZM122 124V125H121ZM128 124V123H127ZM127 124H126V126H127ZM104 125V126H105ZM151 125V127H149ZM183 125V126H182ZM115 128H114V127ZM120 126V127H119ZM147 126V127H146ZM201 125H199V127H200ZM90 127V128H89ZM119 127V128H118ZM129 127V128H130ZM143 127H145L146 129L144 130L143 129ZM180 127V128H181ZM198 127V125L196 126V129H199V128H197ZM159 128H161V130H162V132L163 133H165V134H167L166 136H163L164 134L160 131V129ZM181 128V129H182ZM201 128V127H200ZM72 129V130H71ZM99 129H101V128H99ZM120 129V130H119ZM155 129H157V128H155ZM183 129V131H185ZM194 129V128H193ZM192 129V130H193ZM77 130V129H76ZM107 130V131H108ZM111 130V129H110ZM110 130L108 131V134H110ZM123 131V135L121 134L122 133V131ZM167 130V131H166ZM69 131V132H68ZM140 131H143L144 133H142L141 132V134L139 133ZM191 131V130H190ZM79 132H77V136H78V133ZM138 133L137 135H136V133ZM176 132V131H175ZM194 132V131H193ZM80 133V134H81ZM83 133V134H84ZM96 133V134H97ZM153 133V132H152ZM162 133V134H161ZM199 133L201 134L200 136H199ZM90 134V136H91V133H89ZM101 135H102V133H100ZM99 134V135H100ZM110 134V135H111ZM115 134V135H116ZM82 135V134H81ZM85 135V136H86ZM98 135V136H99ZM128 135V136H127ZM149 135V134H148ZM152 136L154 135V133L153 134H151ZM170 135V136H169ZM83 136V135H82ZM82 136L79 138V136H78V138L79 139H81L82 138ZM85 136L83 137V139L85 138ZM92 136H94V137H97V135H92ZM109 136V135H108ZM119 136H121V137H123V139L121 138L120 140L118 139L119 138ZM126 136L127 137H129V139H127L128 140V142H127V140L125 139L126 138ZM88 137H89V135H88ZM93 137V138H94ZM164 137V138H163ZM196 137H201L202 139H197V140H194V138H196ZM64 138H66V140L64 139ZM78 138H76L77 140H78ZM86 138H87V136H86ZM86 138L84 139V140H86ZM92 137H90V139H91ZM111 138V137H110ZM63 139V140H62ZM83 139H81V140H83ZM125 139V141L123 142V141H121V140H124ZM149 139V140H150ZM159 139V140H160ZM169 139H171V137L169 138ZM177 139V138H176ZM175 139V140H176ZM62 140V141H61ZM83 140V141H84ZM89 140V139H88ZM99 140H100V142H99ZM155 140V139H154ZM156 140H158V139H156ZM201 140H203L202 142H201ZM58 141V142H57ZM68 142V146H66L65 144ZM94 141V142H95ZM135 141V142H136ZM153 141V142H152ZM186 141V143L188 144V142ZM205 141V142H204ZM85 142V141H84ZM135 142H133V143H135ZM160 142H158V143H160ZM192 142V141H191ZM204 142V143H203ZM65 143V144H64ZM83 143V142H82ZM127 145H125V144ZM157 143V144H158ZM172 143L170 144V145H172ZM147 144V145H146ZM178 144V143H177ZM92 145V146H91ZM46 148H45V147ZM84 146V145H83ZM115 146L117 147V148H115ZM130 146H132V148H130ZM136 146H137V148H136ZM161 146H163V147H161ZM186 146V147H185ZM69 147V148H68ZM122 147H125V148H122ZM178 147V148H179ZM91 148H88V151H89V149H91ZM100 148H102L103 150H101ZM159 148V147H158ZM170 148V154L172 153V151H173V153L176 151V155H178L177 154V150L178 149H176L175 150V148L174 149H172V151H171V148H172V146H170L169 147ZM169 148H167V149H169ZM185 148V149H184ZM199 148V149H198ZM85 149V146H84V148H83V150ZM262 149V148H261ZM127 150V151H128ZM146 152H145V151ZM155 150V151H154ZM48 151V150H47ZM87 151V152H88ZM96 151L98 152V153H100V154H96ZM112 151V152H113ZM142 151H144L143 153H145L147 156V158H148V160L146 161V159H145V157H144V155L145 154H143V153H141ZM151 151V152H150ZM158 151V150H157ZM178 151H180V150H178ZM186 151V150H185ZM185 151H184V153H185ZM196 151V152H197ZM46 152V151H45ZM80 152H82V151H80L79 150V153ZM85 152H86V149H85ZM111 152V153H112ZM118 153L116 154V151H115V153H113V154H116V155H118L119 154V148H118V151H117ZM149 154H148V153ZM159 152V151H158ZM229 152V151H228ZM89 153V152H88ZM87 153V154H88ZM107 153H109V152H107ZM107 153H106V155H107ZM111 153H109V155L111 156ZM156 153V152H155ZM167 153V152H166ZM181 152H179V155L181 156V154L183 153H181ZM47 154H48V156H47V159L49 158V157H53L54 155V153H52V151L50 152L49 151V153L47 152ZM50 154H51V156H50ZM83 154V153H82ZM81 154V155H82ZM154 154V153H153ZM53 155V156H52ZM101 155V156H100ZM108 155V156H109ZM115 155V156H116ZM141 155V157L142 158H140V159H138L139 158V156ZM176 155H175V153H174V155H173V157H174V159L171 157V155H170V157L172 158V160H174L175 161V159H176ZM183 155V154H182ZM83 156V155H82ZM81 156V157H82ZM88 158H87V157ZM97 156H100L99 158H97ZM107 156V157H108ZM113 156V155H112ZM150 156H153V155H151L150 154ZM157 156V157H158ZM164 156V157H165ZM185 156V155H184ZM187 156V157H186ZM185 157H186V163L185 164H187V162H188V155H186ZM193 158V160H191V161H193L192 163H190V164H198V162H197V160L196 159H198V158H196L195 159V156H194V153H193V155H191ZM80 157V154H79V156L77 157L78 159H80L81 158ZM119 157H121V156H119ZM136 157V158H135ZM165 157V159H167L168 161H166V165L169 163V167L172 165V164H170L171 162H172V160L170 161V157L169 158H166ZM185 157H180V159L178 158V156H177V159H179V161L181 160V158L182 159H185ZM97 158V159H96ZM100 158H102V160H99ZM151 158H153V157H151ZM154 159V158H153ZM176 159V160H177ZM211 159V158H210ZM15 160V159H14ZM48 160H50V158L48 159ZM96 160V162H94L93 164H92V162L93 161H95ZM99 160V161H98ZM121 160V159H120ZM126 160V161H125ZM134 160H135V162H134ZM143 160L144 161H146V162H143ZM164 160V159H163ZM6 161V158L3 156V155H0V164L1 163H3V162H5ZM10 162H14L13 161V159H11V160H9ZM16 161H18V160H16ZM15 161V162H16ZM34 161V160H33ZM137 161V162H136ZM138 161H142V162H140V165L138 164L139 162ZM182 161V160H181ZM184 161V160H183ZM191 161H189V162H191ZM208 161V160H207ZM211 161V160H210ZM210 161H208L209 163H210ZM100 162V163H99ZM102 162V163H101ZM176 162V161H175ZM78 163V164H79ZM104 163V164H103ZM109 163H111V165L109 164ZM180 163V162H179ZM183 163V162H182ZM260 163H261V161H260ZM259 163V164H260ZM89 164V165H88ZM98 164V165H97ZM104 166H103V165ZM175 164V163H174ZM181 164V163H180ZM180 164H178V162H176V166L175 165H173L174 167H176V169L179 167V169H183L184 167H186V168H188V164H187V166H185V164H183L184 165V167H183V165L181 166ZM193 164V165H194ZM261 164H264V163H261ZM261 164L259 165V168H258V166H257V168H258V170L259 171H261L260 170V168H263L264 167V165H262L261 166ZM80 165V164H79ZM100 165V166H99ZM112 165H113V167H112ZM119 165V167H121V165H122V167H125V168H123L122 169V167L120 168L121 170H116V169H119L117 166ZM125 165V166H124ZM165 165V166H166ZM178 165V166H177ZM189 165L190 166V169H191V167H193V169H194V167L196 166H198V165ZM85 166H83L84 168H85ZM261 166V167H260ZM104 167H106V168H104ZM107 167H108V169H107ZM168 167V168H169ZM172 167V166H171ZM183 167V168H182ZM87 168V167H86ZM104 168V169H103ZM115 168V169H114ZM127 168V170H124V169H126ZM138 168V169H137ZM164 168V167H163ZM166 168V167H165ZM167 168V169H168ZM185 168V169H186ZM256 168V169H257ZM111 169V170H110ZM142 169V170H141ZM162 169V168H161ZM167 169H164V170H167ZM175 169V170H176ZM178 169V170H179ZM172 170H174V169H172ZM184 170V169H183ZM187 170V169H186ZM263 170V169H262ZM126 171V172H125ZM129 171V173H127ZM136 171V172H135ZM146 174H145V173ZM132 174V175H131ZM143 174H142V176H143ZM140 175V174H139ZM125 176V177H124ZM148 176H146V179L148 178ZM144 177V176H143ZM150 177V176H149ZM95 178V179H94ZM92 179V180H91ZM92 181H95V184L94 185H92L91 187H89L88 188V183L89 182H92ZM160 183V182H159ZM159 183H157L156 185H154L155 187H152L151 185V187L150 188H154V190L153 189H151V191L153 190V193H157V190H158V192H160V190H161V192L162 193H167V190L166 189H164L163 187V185H158ZM92 184V183H91ZM140 184V183H139ZM162 184H164L165 185V188H166V184L165 183H162ZM153 185V184H152ZM170 185H172L173 186V183H170ZM140 186H143L142 184L140 185ZM145 186H147V185H145ZM163 186V187H162ZM172 186H168L167 185V187L168 188H170V189H174V190H177L178 188V190H179V192L181 193V190H180V186L179 185H176L177 187H175V185L172 187ZM179 186V187H178ZM148 187V186H147ZM156 187H159V188H157V189H155ZM172 187V188H171ZM91 188V189H90ZM169 189V191L171 192V190ZM156 190V191H155ZM163 190H164V192H163ZM169 191H168V193H169ZM173 191V190H172ZM160 192V193H161ZM161 193V194H162ZM167 193V194H168ZM178 193V191H175V192H172V193H170V194H172V196H174L173 198H175V194H177ZM159 194L160 196H163L164 194ZM170 194H168L167 195V197L169 196V197H172V196H170ZM189 194V195H188ZM166 195V194H165ZM178 195L179 194H177V196L176 197H178ZM187 196H190V192H187ZM166 197V196H165ZM161 199H165L164 197H161ZM167 199V198H166ZM176 199V198H175ZM178 199V198H177ZM76 200V201H77ZM161 201H163V200H161ZM166 201V200H165ZM180 201H178V203H179ZM174 203H177V200L174 202ZM177 203V204H178ZM187 203V202H186ZM180 204H182V203H180ZM183 204H185L184 202H183ZM186 205L187 204H185V207H186ZM188 209H189V207H187ZM186 208V209H187ZM187 209V210H188ZM165 217V216H164ZM172 218H174V217H172ZM175 218H177V219H181V220H184V221H186V222H188V220L186 219V218H184V217H175ZM189 223V222H188ZM255 251H256V249H255Z\"/></svg>","mask_w":264,"mask_h":264}]
</instances>
